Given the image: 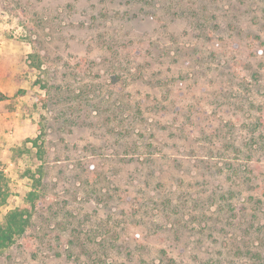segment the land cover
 Returning a JSON list of instances; mask_svg holds the SVG:
<instances>
[{
    "label": "rangeland",
    "instance_id": "rangeland-1",
    "mask_svg": "<svg viewBox=\"0 0 264 264\" xmlns=\"http://www.w3.org/2000/svg\"><path fill=\"white\" fill-rule=\"evenodd\" d=\"M0 89V264L264 253V0H0Z\"/></svg>",
    "mask_w": 264,
    "mask_h": 264
},
{
    "label": "trees",
    "instance_id": "trees-1",
    "mask_svg": "<svg viewBox=\"0 0 264 264\" xmlns=\"http://www.w3.org/2000/svg\"><path fill=\"white\" fill-rule=\"evenodd\" d=\"M5 100H7V95L0 89V104ZM11 194L8 183L0 176V206L7 203ZM27 198L29 202L33 203V208L35 209L40 200L39 194L36 191H32L28 194ZM34 225L32 214L29 209L18 208L5 214L3 221L0 222V251L14 244L18 237L25 236L29 230L33 229ZM99 245L106 246L102 243H99ZM107 250L108 248H105V250L103 248L102 257H105L104 255H106ZM249 254L253 261L252 264H264V253L260 251H250Z\"/></svg>",
    "mask_w": 264,
    "mask_h": 264
}]
</instances>
